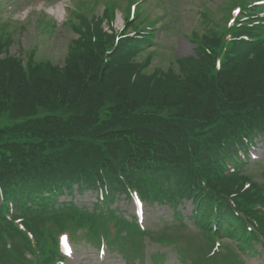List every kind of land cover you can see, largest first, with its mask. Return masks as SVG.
I'll list each match as a JSON object with an SVG mask.
<instances>
[{
	"label": "trees",
	"instance_id": "16d2710c",
	"mask_svg": "<svg viewBox=\"0 0 264 264\" xmlns=\"http://www.w3.org/2000/svg\"><path fill=\"white\" fill-rule=\"evenodd\" d=\"M235 46L244 55L233 60L229 51L219 70L207 53L185 61L184 74L196 81L167 76L154 82L153 77L122 72L99 85L94 78L74 75L82 60L77 50L68 58V76L33 62L25 70L17 58L0 57V114L23 119L41 110L48 116L16 125L23 127L17 130L22 140L12 128H0V186L5 194L22 195V189L30 193L71 179L122 191L137 182L147 195L170 201L195 192L197 184L203 195L213 191V182L222 177L216 165L222 155L236 154L245 138L261 134L264 140V61L250 58L255 52L250 41ZM106 63L116 67L113 56ZM105 106L107 127L98 129L105 123L99 117ZM164 106L178 107L179 115L140 109ZM96 131L111 139L101 144ZM136 169L147 171L142 177L148 182L137 177ZM57 193L40 196L32 206L47 208ZM207 196L212 202L213 196ZM244 196L249 194L240 199ZM253 206L243 201L240 209L251 215ZM7 213L8 205H0V223ZM29 219L37 225L38 220ZM8 234L11 230L0 224V244L5 245ZM5 247L17 253L16 240L11 249Z\"/></svg>",
	"mask_w": 264,
	"mask_h": 264
},
{
	"label": "rangeland",
	"instance_id": "374dc122",
	"mask_svg": "<svg viewBox=\"0 0 264 264\" xmlns=\"http://www.w3.org/2000/svg\"><path fill=\"white\" fill-rule=\"evenodd\" d=\"M58 1L64 5H68V7L70 6V8H74V4L81 0L1 1L0 30H6V33L14 39L13 44L5 51L7 55L18 57L24 62L27 50L29 48H34L40 59L51 60L54 64L58 65L63 64L65 56L69 51V44L72 39L77 37V33L71 28L70 24L64 26L63 24L58 25L57 22L53 33L44 32L39 25V18L50 19L52 17L46 13H41L34 5H40V3L43 2L45 8L51 11L52 6L56 7V2ZM119 1L125 2L124 0ZM230 2L231 0H187L185 5H180L177 0H148L145 6L147 10L153 14V18L161 16L164 18L163 21L169 25L162 35L160 49H147L137 58L141 60L148 55V52L152 53V60L148 70H153L155 68L161 70H167L170 67L177 68L178 63L176 58H178V56H189L194 54L195 46L187 39L185 34L212 33L218 27L220 19L227 13L225 6L230 4ZM30 4H32V6L28 10L31 11L28 13L27 17L23 19L24 14H26L24 12L27 11L25 8ZM101 8L102 6L99 5L96 13H98ZM41 9L45 11L43 7ZM118 15L123 18V12L121 13L118 11ZM20 18L22 21H20ZM122 22V19H117V22L114 24L115 27L120 28ZM223 24L225 23L223 22ZM160 25L161 22L158 23V27H160ZM180 30H183L184 33H181ZM161 33L162 31L159 30L158 35L161 36ZM2 121L5 120L0 117V122ZM258 144L259 146L255 149V156L261 163L252 169V173L255 174V178L264 180V153L261 150V142H258ZM123 197L124 196L115 202H111V207H118L121 211L125 212L126 215L134 214V205L132 201H128ZM97 199V192L90 190L85 191L83 194L75 193L74 198L77 204L82 205V203H84L88 206H91ZM60 200H67V197L62 196ZM181 207L183 208L184 214L189 215L192 209V202L188 201ZM171 222H173L172 212L167 206H153L148 202L145 204V228L157 229ZM188 226V230L195 232L196 236L200 237L198 229L194 227L191 221H188ZM223 241L225 243V240ZM89 243L90 242L84 240L75 243L72 258L65 259L63 261L64 264H124V261L121 260L117 251H108L107 256L97 257L98 246ZM181 243L184 244L186 241L182 239ZM146 244L149 255L146 264H152L153 261L150 256L158 250L168 252V258L165 264H189V259L187 261H182L177 258L178 249L174 246L162 247L157 243L151 242L148 238L146 239ZM258 250L259 252L253 256H248L246 254L249 264H264V251L262 249ZM133 262L138 263V259H133Z\"/></svg>",
	"mask_w": 264,
	"mask_h": 264
}]
</instances>
